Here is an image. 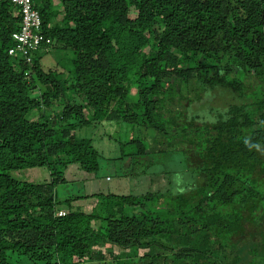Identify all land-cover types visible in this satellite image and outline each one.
I'll list each match as a JSON object with an SVG mask.
<instances>
[{"label": "trees", "instance_id": "obj_1", "mask_svg": "<svg viewBox=\"0 0 264 264\" xmlns=\"http://www.w3.org/2000/svg\"><path fill=\"white\" fill-rule=\"evenodd\" d=\"M35 8L53 40L41 52L61 45L75 59L67 77L46 72L41 52L32 65L11 57L21 14L0 1V264H11L10 254L33 264H123L132 248L130 264H229L241 244L260 257L247 264H264V0H36ZM192 83L199 101L220 88L240 103L216 122L160 119L166 103H188ZM39 84L47 91L35 97ZM103 121L188 135L177 154L189 191L171 193L169 184L60 202L68 165L99 171V153L77 127ZM125 138L133 152L121 158L166 152L148 155L147 143ZM30 168H47L51 180L11 176ZM164 203L165 211L146 208Z\"/></svg>", "mask_w": 264, "mask_h": 264}, {"label": "rangeland", "instance_id": "obj_2", "mask_svg": "<svg viewBox=\"0 0 264 264\" xmlns=\"http://www.w3.org/2000/svg\"><path fill=\"white\" fill-rule=\"evenodd\" d=\"M40 63L43 69L48 72L58 69L65 73L67 77L68 68L71 66V61L75 59V54L69 49L61 45H54L47 52H41ZM47 91V88L38 85V88L33 91V96L39 97ZM187 95L188 103H183L181 106L165 105L160 111V119L168 120L175 118L179 123L187 118H196L198 121L216 122L220 118H226L229 106L239 104L240 100L235 97L232 92L226 89H216L207 92L202 100L196 99V92L193 83L189 85L187 90H184ZM79 103L86 105V102L78 98ZM86 115L91 117V111ZM29 119L34 120L38 117V113H30ZM165 126L166 134L161 132V126L156 130L154 128H146L141 125L126 128V126H118L114 122L103 121L95 122L90 126H78L76 136L79 139L91 140L94 148L99 153V171L97 173H88L82 170L79 165L71 164L64 169L65 184H61L56 188L57 198L60 202L87 194L96 193H114L117 195H143L150 192L165 190L168 191V185L171 184V193H186L190 186L189 175L190 170L185 165L179 151H182L180 142L186 141L188 135L182 134L178 129H172ZM125 132L132 133L138 140L147 143L150 148L147 151L148 155L152 153H160L153 155L136 157H122L123 154H130L133 149L130 146L123 147L126 143ZM184 157V156H183ZM164 169V170H162ZM186 169L188 173L185 172ZM162 170V171H161ZM173 175L172 179H166L163 174ZM180 173V174H178ZM158 174L161 176H158ZM11 176L18 181L30 183H44L51 180L50 171L47 168H30L11 172ZM167 197V196H166ZM147 210L161 212L167 209L164 205L147 204ZM146 209H144L145 211ZM194 243H197L195 240ZM251 245L241 244L236 248V251L226 255L229 264H247L250 261L258 262L260 257L256 258L250 254ZM135 249H129L125 253L123 260H119L123 264L132 262L130 257L135 255ZM138 253V252H137ZM117 255V254H116ZM238 258V259H237ZM128 259V260H126ZM138 261V260H137ZM137 261L133 264H136ZM11 264H33L26 258L18 257L14 254L9 255ZM118 259H109L106 263L101 264H117ZM99 264V263H91Z\"/></svg>", "mask_w": 264, "mask_h": 264}, {"label": "built area", "instance_id": "obj_3", "mask_svg": "<svg viewBox=\"0 0 264 264\" xmlns=\"http://www.w3.org/2000/svg\"><path fill=\"white\" fill-rule=\"evenodd\" d=\"M2 1V0H0ZM19 8L21 24L19 31L12 34L13 45L9 48L11 57H19L26 64L32 65L34 56L47 50L53 44V40L43 32V19L35 8L36 0H7ZM66 215L64 210L58 212V216Z\"/></svg>", "mask_w": 264, "mask_h": 264}]
</instances>
